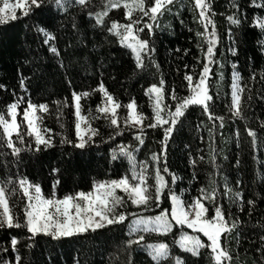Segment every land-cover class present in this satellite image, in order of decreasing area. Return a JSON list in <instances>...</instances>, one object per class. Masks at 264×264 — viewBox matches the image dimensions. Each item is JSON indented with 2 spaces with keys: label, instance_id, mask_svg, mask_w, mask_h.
Segmentation results:
<instances>
[{
  "label": "trees",
  "instance_id": "1",
  "mask_svg": "<svg viewBox=\"0 0 264 264\" xmlns=\"http://www.w3.org/2000/svg\"><path fill=\"white\" fill-rule=\"evenodd\" d=\"M95 2L99 3L100 0ZM238 3L243 16V22L239 26L231 25L227 20L228 15L237 11L230 8L229 0H213L212 3L217 13L213 19L220 37L216 46L219 51L215 55L224 64V68L220 69L224 72V79L217 84L216 77L210 75V93L215 98L212 105L215 115L226 118L224 126L220 127L219 120H209L199 106H189L186 115L182 117L183 122L176 126L169 138L166 162L170 170L181 178L177 183L179 188L186 190L185 199L197 195V189L206 186L209 179L217 182L214 186L217 187L219 200L223 199L221 193L225 177L233 191H241V209L231 203L225 205L241 219L238 226L239 242L234 239L235 231L227 238L234 256L231 264H254V261L256 264H264V258L256 251L261 246L259 238L264 235V131L260 130V123L264 121V80L261 79L264 76V46L258 43L264 39V33L252 23L255 17L264 16V8L253 6L251 0H238ZM189 5L190 0H175L171 13L165 12L158 21L152 22L156 25L153 35L156 47L154 59L159 69L149 64L143 72L136 70L135 73L130 50L117 43L106 31L93 28L87 17L81 18L77 14L76 8H70L64 14L53 5L51 12L37 13L30 19L21 18L8 26H0V84L5 85L0 88V112H6L5 104L14 99L46 103L48 112L40 113L43 116L42 125L53 129V132L74 138L71 105H61L60 115L57 113L58 106L53 103L65 99L70 101L71 91H87L102 81L106 89L122 104L132 99L146 116L151 114V108L144 89L150 83L158 82L161 76L168 88L175 89L178 96L187 95V82L183 81V74L193 71V65L196 64L194 57L203 55L197 47L195 36V32L202 29L198 22H194ZM73 17L79 30L73 28ZM37 25L53 32L55 40L44 44L46 37L36 31ZM208 31H211V26ZM200 41L203 42V37ZM53 45L58 48L59 57L48 51ZM206 46L204 44L205 48ZM233 46L237 49L236 55L228 51ZM185 49L188 51L185 52ZM145 62L147 63V58ZM208 63L212 72L218 70L217 64ZM233 63L237 65L235 70L245 78L241 82L242 86L248 85L243 93L248 105L244 109L246 119L243 120L228 119L231 114L225 106L230 103ZM185 65L188 67L185 68ZM200 67L197 64L196 70ZM253 71L255 79L249 80ZM24 78L26 93L19 88V81ZM249 94L251 100L248 99ZM100 100L101 96L96 92L82 101L84 113L87 114L89 108L95 113ZM167 103L171 107L174 101L168 100ZM23 107L26 104L19 108L18 122L22 120ZM167 111L165 108V112ZM96 115L99 116L98 113ZM118 115L121 117V135L115 137V143H134L131 130H125L126 126L123 124L122 117L126 115V109H118ZM58 120L64 123V129L59 127ZM92 126L99 129L100 135L94 137L95 143L88 145L86 149L61 144L62 136H54L53 146L41 152L24 151L18 168L12 163L13 157L5 155L11 150L0 140V179L8 174L22 173L30 180L39 181L44 194L51 191L53 181H59L56 189L60 196L76 190L87 191L93 180L117 178L124 174L128 167L127 161L123 158L112 160L109 154L113 142L108 140V134L112 133V126L103 118L94 119ZM246 127L257 130L258 147L252 146V138L247 135ZM209 128L213 129L211 133ZM145 132L147 147L142 146L143 151L136 153L139 160H145L149 151L159 150L157 141L162 133L151 129H145ZM13 139L15 141V135ZM210 154L216 158V168L212 167ZM200 156L204 157L203 162L199 161ZM190 157L197 160L194 167L189 164ZM52 168L58 171L53 173ZM193 173L197 179L189 184ZM236 181L240 183L237 185ZM248 199L255 201L251 216L247 211ZM127 213L154 214L144 212L130 202ZM132 218V215H128L123 224L60 240H53L42 234L29 240L31 234L26 229L22 232L18 229H0V248H7L11 252L8 238L10 235H18L17 249L22 257L21 264H76L77 261L79 264H129V261L131 264H148L146 253L142 249L135 245L131 249L125 246L124 242L129 239L128 221ZM184 230L192 231L186 228ZM176 231L179 233V229ZM144 235L147 242L161 239L155 233ZM131 238L135 239V235ZM173 241L172 235L166 239L172 245L173 255L181 257L184 264H208L205 257L185 253ZM28 244L31 247L26 246ZM0 257L12 259L15 264L14 257L5 252L0 251Z\"/></svg>",
  "mask_w": 264,
  "mask_h": 264
},
{
  "label": "snow or ice",
  "instance_id": "2",
  "mask_svg": "<svg viewBox=\"0 0 264 264\" xmlns=\"http://www.w3.org/2000/svg\"><path fill=\"white\" fill-rule=\"evenodd\" d=\"M175 0H0V26H8L21 18L30 19L37 13L51 12L52 6L59 12L67 14L70 8L78 9L81 18L87 17L93 28H99L111 34L117 43L130 50L134 60V69L141 72L150 64L159 69L154 59L156 47L153 42L155 24L158 18L165 12L171 13ZM213 0H190L189 10L193 11V20L200 24L202 30L195 32L197 47L203 55L194 57L196 64L193 71L183 74V81L187 82L188 94L178 96L175 89H169L164 78L161 76L158 82H153L144 89L148 97L151 114L146 116L144 111L139 110L138 105L132 99L122 104L99 82L95 88L87 91H71L70 101H53L57 107V113L62 115L60 106L71 105L74 117L72 128L74 138H69L53 129L42 125L43 116L40 113L48 112L46 103H33L31 100L14 99L6 103V112H0V140L10 149L13 157V165L17 168L24 151L41 152L53 146L54 136H62L60 143L68 144L76 149H86L95 143L94 137L100 135L99 129L92 126L94 119L103 118L112 126V133L108 134V140L112 141L109 154L112 160L123 158L128 167L125 173L117 178L93 180L89 190H76L71 193L57 195L56 185L59 181H53L51 191L48 194L42 192L39 181L30 180L22 173L8 174L0 179V229H18L21 232L26 229L31 234L28 239L42 234L53 240L62 238H75L89 232H96L108 226L125 223L128 215L134 218L128 221V236L124 243L126 248L131 249L134 245L146 253L148 264H184L181 257L173 255L172 245L166 242L169 235L174 237L173 243L183 252L192 256L205 257L208 264H231L234 259L228 244V236L236 232L234 239L238 243V226L241 224L240 217L236 216L225 205L231 203L237 209H241L243 197L240 190L233 191L227 178H224L222 200L217 198V182L209 179L206 186L197 189V195L184 198L185 189L179 188L178 177L170 170L166 162V148L169 138L173 135L176 126L182 123V117L186 115L189 106H199L209 120H219L220 127L224 126L226 118L215 115L212 105L215 98L210 93V75L216 77L217 84L224 79V64L216 59V47L220 37L215 26L213 17L217 14L212 7ZM255 7L264 8V0H251ZM230 8L237 9L227 16L231 25L239 26L243 22L238 0H229ZM119 13L120 15H117ZM94 21V23H92ZM183 23V21H181ZM252 23L264 33V16L255 17ZM211 26V31H208ZM73 28L79 30L73 17ZM36 31L46 39L44 44L55 40L53 32L45 27L36 26ZM203 37V42L200 38ZM231 39V29H229ZM235 42L233 41V44ZM264 46V39L258 41ZM206 44V48L204 47ZM55 57L60 56L58 48L53 45L48 48ZM185 52L188 49L184 50ZM229 52L236 55V47H229ZM264 51V48H262ZM147 58V63L145 62ZM217 64L218 70L212 72L209 63ZM201 67L196 70V65ZM63 66V65H61ZM188 65H185L187 68ZM237 65L232 64L230 103L225 105L231 114L228 119H246L244 109L248 106L243 98L247 84L242 86L245 79L240 72L236 71ZM255 79V71L249 77ZM264 80V76L261 77ZM26 78L20 79L19 88L25 93L27 86ZM71 86V81L69 80ZM5 85L0 84V88ZM98 92L101 96L96 105L95 113L89 108L87 114L83 111L82 101L87 100L93 93ZM249 94L248 99L251 100ZM174 103L171 107L167 101ZM22 104V120L18 122L17 112ZM165 108L168 109L165 112ZM118 109H126V115L122 117L125 130H131L130 135L134 143H115V137L121 135ZM99 114V116L96 115ZM61 129L64 123L57 121ZM203 123V122H202ZM26 126V127H25ZM145 129L161 132L158 152L149 151L145 160H139L136 153L147 147ZM212 132V128L208 129ZM260 130L264 131V121L260 123ZM247 135L252 138L253 147H258V132L246 127ZM15 134V141L13 139ZM238 134V133H237ZM27 137V139H25ZM212 167L216 168L215 156H211ZM203 162L204 157L200 156ZM189 164L193 167L197 160L189 158ZM7 167V164H5ZM53 173L58 169L52 168ZM211 175V174H210ZM193 173L189 184L196 180ZM240 182L236 181L238 185ZM179 188V191H177ZM122 193L123 195L118 194ZM22 194V195H19ZM138 209L154 214L136 215L127 213L128 204ZM255 201H246L248 215L251 216ZM158 211H154L157 210ZM191 229V234L184 229ZM176 229H179L177 233ZM157 234L161 239L155 242H147L144 234ZM135 235V239L131 237ZM261 246L256 249L264 258V235L260 236ZM18 235H10L7 248L0 251L14 257L15 264H21L17 245ZM31 247L30 244L26 245ZM0 264H13L12 259L0 257ZM76 264H79L77 261ZM131 264V261H129ZM254 264L256 262L254 261Z\"/></svg>",
  "mask_w": 264,
  "mask_h": 264
},
{
  "label": "rangeland",
  "instance_id": "3",
  "mask_svg": "<svg viewBox=\"0 0 264 264\" xmlns=\"http://www.w3.org/2000/svg\"><path fill=\"white\" fill-rule=\"evenodd\" d=\"M18 112H19V109H18ZM18 112H17V119H18ZM15 134H13V136H14ZM133 219V218H132ZM190 234H191V232H189Z\"/></svg>",
  "mask_w": 264,
  "mask_h": 264
}]
</instances>
